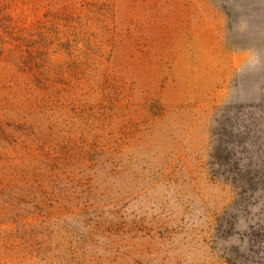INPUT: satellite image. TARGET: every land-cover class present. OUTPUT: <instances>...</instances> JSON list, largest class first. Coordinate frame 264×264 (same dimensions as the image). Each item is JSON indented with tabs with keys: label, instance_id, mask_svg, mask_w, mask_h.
Listing matches in <instances>:
<instances>
[{
	"label": "rangeland",
	"instance_id": "obj_1",
	"mask_svg": "<svg viewBox=\"0 0 264 264\" xmlns=\"http://www.w3.org/2000/svg\"><path fill=\"white\" fill-rule=\"evenodd\" d=\"M0 264H264V0H0Z\"/></svg>",
	"mask_w": 264,
	"mask_h": 264
},
{
	"label": "trees",
	"instance_id": "obj_2",
	"mask_svg": "<svg viewBox=\"0 0 264 264\" xmlns=\"http://www.w3.org/2000/svg\"><path fill=\"white\" fill-rule=\"evenodd\" d=\"M243 181H244V183H246V182H248L249 180H248V178L245 176V177L243 178Z\"/></svg>",
	"mask_w": 264,
	"mask_h": 264
}]
</instances>
